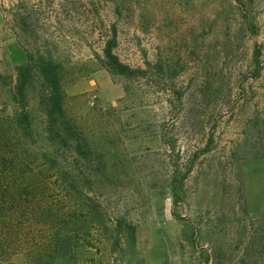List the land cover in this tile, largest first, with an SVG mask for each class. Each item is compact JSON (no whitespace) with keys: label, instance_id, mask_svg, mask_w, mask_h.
<instances>
[{"label":"rangeland","instance_id":"1","mask_svg":"<svg viewBox=\"0 0 264 264\" xmlns=\"http://www.w3.org/2000/svg\"><path fill=\"white\" fill-rule=\"evenodd\" d=\"M28 53L59 64L98 158L77 171L110 231L80 264H264V0H0L9 110ZM41 82L26 98L39 132Z\"/></svg>","mask_w":264,"mask_h":264},{"label":"trees","instance_id":"2","mask_svg":"<svg viewBox=\"0 0 264 264\" xmlns=\"http://www.w3.org/2000/svg\"><path fill=\"white\" fill-rule=\"evenodd\" d=\"M16 12L12 6L11 15ZM114 40L104 49L107 67L124 73L128 66L114 54ZM16 72L17 106H0V264H80L81 250L94 248L96 234L111 224L80 189L77 166L92 167L96 151L66 112L59 64L28 53ZM35 78L48 93L40 132L26 106ZM126 227L134 236L132 224ZM18 255L23 263L13 261Z\"/></svg>","mask_w":264,"mask_h":264}]
</instances>
